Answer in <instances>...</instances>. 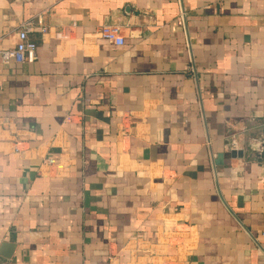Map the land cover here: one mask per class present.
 <instances>
[{"label": "crops", "instance_id": "1", "mask_svg": "<svg viewBox=\"0 0 264 264\" xmlns=\"http://www.w3.org/2000/svg\"><path fill=\"white\" fill-rule=\"evenodd\" d=\"M23 24L37 61L0 58L4 264H264V0H0V52ZM114 25L123 46L97 37Z\"/></svg>", "mask_w": 264, "mask_h": 264}, {"label": "built area", "instance_id": "2", "mask_svg": "<svg viewBox=\"0 0 264 264\" xmlns=\"http://www.w3.org/2000/svg\"><path fill=\"white\" fill-rule=\"evenodd\" d=\"M19 2L20 0H14ZM182 15H185L184 13ZM122 26H104L97 33V37L106 40L116 46L124 45V38L122 36ZM33 31L31 24H23L19 33V44L12 50L1 51L0 58L4 64H10L12 62L16 64H33L37 61V44L30 41L29 34ZM42 33H46V29L41 30ZM56 38L64 40L67 38L66 34L57 33ZM0 264H4L0 259Z\"/></svg>", "mask_w": 264, "mask_h": 264}, {"label": "water", "instance_id": "3", "mask_svg": "<svg viewBox=\"0 0 264 264\" xmlns=\"http://www.w3.org/2000/svg\"><path fill=\"white\" fill-rule=\"evenodd\" d=\"M257 148H259V150L256 151V153L254 154L253 157L256 159L257 162L264 164V143L259 144ZM238 156L243 157V154L238 153ZM217 164L218 165L222 164V157L221 156L219 157ZM8 248H7V246H3L1 248L0 257H4L6 259L11 258L14 246L8 247Z\"/></svg>", "mask_w": 264, "mask_h": 264}]
</instances>
